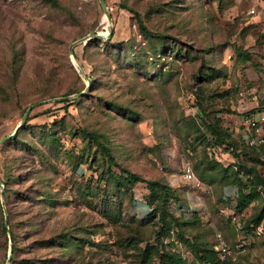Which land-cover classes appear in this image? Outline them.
I'll use <instances>...</instances> for the list:
<instances>
[{
	"label": "rangeland",
	"instance_id": "1",
	"mask_svg": "<svg viewBox=\"0 0 264 264\" xmlns=\"http://www.w3.org/2000/svg\"><path fill=\"white\" fill-rule=\"evenodd\" d=\"M106 1L111 22L99 0H0V138L16 129L29 104L43 100L19 132L25 143L0 148V177L10 159L14 172L33 171V179L44 168L66 202L43 234L69 230L81 237L72 252L56 246L22 256H42L41 264H137L147 243L156 244L155 225L131 220L141 218L136 203L147 199L146 182L131 191L109 184L108 172L100 173L97 143L80 130L87 128L101 134L121 167L175 188L180 198L170 199L169 211L188 221L186 237L214 245L219 264H264V232L255 234L252 221L263 197L237 210V198L225 189L247 187L218 174L236 166L234 151L211 135L208 143L196 139L206 117L219 118L237 152L248 146L264 158V0ZM124 4L149 29L167 33L166 44L154 45ZM111 27L109 38L77 43L71 54L72 42L93 30L108 34ZM86 75L92 81L81 98H60L84 90ZM247 113L254 125L245 124ZM30 144L50 155L53 170ZM207 162L214 167L206 170ZM244 162L264 175V163L247 156ZM108 184L122 200L119 219L95 195ZM260 223L264 231V219ZM220 233L226 252L218 249ZM167 247L201 264L184 240ZM4 251L0 242V264H10Z\"/></svg>",
	"mask_w": 264,
	"mask_h": 264
},
{
	"label": "trees",
	"instance_id": "2",
	"mask_svg": "<svg viewBox=\"0 0 264 264\" xmlns=\"http://www.w3.org/2000/svg\"><path fill=\"white\" fill-rule=\"evenodd\" d=\"M46 1L54 4L58 3L57 0ZM124 6L128 7L125 4ZM128 8L134 12L140 31L149 38L154 45L160 43L162 45L166 44L164 43L166 38L170 37L167 33L149 29L141 14L131 7ZM101 40L102 38L100 37H92L89 39L88 43ZM71 92L73 91H70V93ZM197 95L200 102H202L203 96L199 93ZM82 96L83 94L78 96V98ZM118 107L122 108V106ZM22 127L23 124L19 127L16 135L5 141L0 148L4 145L18 143L19 141L25 143L19 138V132L22 130ZM200 129L201 132L196 137L197 140L208 143L210 141L209 135H211L216 143L225 144L227 148L234 151V156L238 160L236 166L233 168L225 167L219 169L218 174H220V179L224 181L228 182L229 180L227 179L239 181L244 187H247L246 191H240L237 197V210L243 211L252 201L261 196L264 201V175L258 171L255 164L247 165L244 162V157L247 156L252 160L264 163V158H261V154L252 155L248 150V146H243L240 152H237L234 149L236 141L232 137V134L221 125V120L219 118L210 119L206 117L205 126L199 128V130ZM80 130L85 137L97 143L99 147L97 148L99 150L96 151H99L103 168V170H100V173L103 175L105 172H108L109 184L116 185L115 187L120 190L131 191L137 183L146 182V186L149 189L146 201L150 206V211L145 217L137 219L132 216L131 220H137L139 224L155 225L156 244L147 243L146 247L139 253L137 264H153L154 257L159 259V264H194V262H188L178 250L167 247L168 243L173 246L179 239L184 240L190 245L196 259L201 264H219L223 261L219 255V251L215 249L212 243L207 241L197 243L186 237L184 225L188 223V221L176 217L168 209V203L171 198H180L173 186L162 178H147L135 171L121 167L112 152L111 146L101 139L100 133L87 128H80ZM49 135L51 136L52 133ZM43 142L45 143V141ZM30 145L39 151L42 164L44 162L48 163L51 170H53L55 164L50 158V155L37 145ZM96 151L94 155L97 154ZM84 155L85 153H82L81 157ZM88 157L89 152L85 155V159L82 160L84 161L88 159ZM9 161L11 166L8 167V162H6V168L8 167L9 169H7L5 175L2 176L5 194L4 201L8 210L9 228L5 224L6 214L1 198L0 186V242L5 249L4 258L8 259L9 256V230L11 231V239L13 242V251L9 258L10 264H41L42 261H45V258L42 256L22 255L27 251L34 252L44 247L61 246L64 250L72 252L74 249L70 250V246L78 247L81 238L77 236L74 231L61 230L60 232H53V234L49 236L43 234L47 225V220L50 219L51 214L55 212V209L59 205L66 202V199L63 198L60 191L53 186L51 176H47L45 173L47 171L44 168L39 169L35 179L32 178L33 171H29L28 176L21 173L17 174L13 171V160L10 159ZM114 165H118L120 169L114 168ZM214 165V162H207L205 168L208 170L213 168ZM242 174L247 176L246 181L241 177ZM213 177L211 176V180L214 179ZM109 184L106 186L103 193H101L102 190L100 192L96 191L95 195L103 199V209L107 210L116 219H119L121 218L120 209L122 210V200L118 192H112L109 189ZM260 185H262L263 188H260ZM263 219L264 203L259 212L252 217V221L255 222L257 227ZM167 238H169V242L166 241ZM224 261L226 262L227 260Z\"/></svg>",
	"mask_w": 264,
	"mask_h": 264
},
{
	"label": "water",
	"instance_id": "3",
	"mask_svg": "<svg viewBox=\"0 0 264 264\" xmlns=\"http://www.w3.org/2000/svg\"><path fill=\"white\" fill-rule=\"evenodd\" d=\"M99 1L101 3L102 9L104 11L105 17L111 22L112 14H111V12L109 10L107 1L106 0H99ZM112 32H113V27H111L110 32L108 34L102 33L99 30H93V31L89 32L88 34H86V35L78 38L74 42H72L71 47H70L71 54L72 55L74 54V45L75 44L81 43V42H87L92 37L109 38L111 36ZM74 58H75V56H74ZM86 77L88 78L89 84L86 86V88L84 90L78 91V92H76V93H74L72 95H63L60 98L68 99V98H70L72 96H76L77 97V96L82 95L84 92H86L87 89L90 86L91 81H92V78L89 75H86ZM42 101H36V102H33V103L29 104L26 112L24 113V115L22 117L21 123L16 127V129L12 133L7 134V135L3 136L2 138H0V146L5 141H7L8 139H10V138H12V137H14L16 135L19 127L27 120L31 110L36 105L40 104ZM0 185H1V198H2V202H3L4 209H5V214H6L5 224L9 228L8 210H7L5 201H4V197H5V194H4V182L2 181L1 177H0ZM8 233H9V237H10V247H9V256H8V261H9V258L12 255V251H13V242H12V239H11V237H12L11 231L9 230Z\"/></svg>",
	"mask_w": 264,
	"mask_h": 264
},
{
	"label": "built area",
	"instance_id": "4",
	"mask_svg": "<svg viewBox=\"0 0 264 264\" xmlns=\"http://www.w3.org/2000/svg\"><path fill=\"white\" fill-rule=\"evenodd\" d=\"M244 122L245 124L247 125H254L256 120H254V117L251 116L249 113L246 114V116L244 117ZM253 141V140H251ZM234 187V192L229 195L230 197H238L239 194H240V187L239 186H233ZM255 234L257 235H261L262 232H263V223H260L256 228H255ZM219 240H220V245L218 246V249L226 252L228 251V245L227 243L225 242L224 238L222 237L221 233L219 234Z\"/></svg>",
	"mask_w": 264,
	"mask_h": 264
},
{
	"label": "crops",
	"instance_id": "5",
	"mask_svg": "<svg viewBox=\"0 0 264 264\" xmlns=\"http://www.w3.org/2000/svg\"><path fill=\"white\" fill-rule=\"evenodd\" d=\"M233 192H234V187L232 185L225 189V194L227 197H230L229 195H231ZM136 204H137L136 207L137 213L139 214V216L145 217L150 211V206L147 203V201H139Z\"/></svg>",
	"mask_w": 264,
	"mask_h": 264
},
{
	"label": "bare ground",
	"instance_id": "6",
	"mask_svg": "<svg viewBox=\"0 0 264 264\" xmlns=\"http://www.w3.org/2000/svg\"><path fill=\"white\" fill-rule=\"evenodd\" d=\"M104 18H106V17H104Z\"/></svg>",
	"mask_w": 264,
	"mask_h": 264
}]
</instances>
